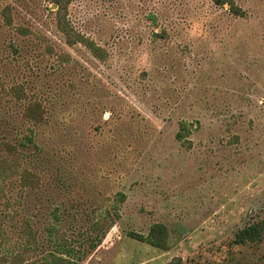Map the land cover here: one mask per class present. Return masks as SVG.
I'll return each instance as SVG.
<instances>
[{
	"label": "rangeland",
	"instance_id": "1",
	"mask_svg": "<svg viewBox=\"0 0 264 264\" xmlns=\"http://www.w3.org/2000/svg\"><path fill=\"white\" fill-rule=\"evenodd\" d=\"M259 222L264 0H0V264H264Z\"/></svg>",
	"mask_w": 264,
	"mask_h": 264
},
{
	"label": "trees",
	"instance_id": "2",
	"mask_svg": "<svg viewBox=\"0 0 264 264\" xmlns=\"http://www.w3.org/2000/svg\"><path fill=\"white\" fill-rule=\"evenodd\" d=\"M63 32H65V30H63ZM264 234V222H259L256 224H253L252 226L244 229L243 231H241L238 235V244L244 245L246 243L252 242V243H257V242H261L262 239V235ZM137 238L141 239V240H145L147 241V243L156 246V247H160L159 243L153 242L152 239L150 238H144L143 236H138L135 235ZM56 264H70V262H65L64 259L62 258H58L55 260ZM170 264H181L180 260L179 261H173Z\"/></svg>",
	"mask_w": 264,
	"mask_h": 264
}]
</instances>
